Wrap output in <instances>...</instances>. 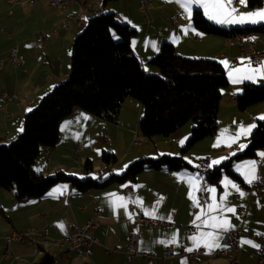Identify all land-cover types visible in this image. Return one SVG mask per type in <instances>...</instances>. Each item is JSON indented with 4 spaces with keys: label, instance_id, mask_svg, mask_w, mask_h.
<instances>
[{
    "label": "crops",
    "instance_id": "crops-1",
    "mask_svg": "<svg viewBox=\"0 0 264 264\" xmlns=\"http://www.w3.org/2000/svg\"><path fill=\"white\" fill-rule=\"evenodd\" d=\"M94 1L102 5L104 12H112L116 20L135 29L130 46L147 72L155 71L149 61L164 41H170L179 54L215 58L221 62L228 82L222 88L217 131L182 154L181 147L193 126L191 121L169 136L146 139L140 136L138 128L143 109L132 97L122 102L115 122L104 121L74 107L60 123L56 146L41 148L33 165L36 171L45 175L62 171L79 179H96L97 173L107 167L109 170L98 180L104 183L111 175H120L131 162L143 157L182 155L190 166L177 170L166 167L144 169L132 179H114L84 190H78L66 182L58 183L42 197L24 201L17 200L12 190L0 188V264H33L45 255L52 258L51 264H181L182 261L189 264V259L180 251L192 247L189 237L214 231L202 223L205 219L212 223L211 217L218 220L227 218L233 225L229 231L244 230L248 234L260 233V236H264V194L259 196L258 191L252 188L256 181L264 183V161L259 155L264 150H258L254 157L233 162L232 168L239 178L223 174L215 184L200 178L195 170L198 163L207 168L213 167L217 165L212 163L214 160L222 162L243 150L245 147L241 149V144L247 145L255 127L235 142H232V138L241 127L256 126L257 121L262 120L259 117L264 115V102L239 109L235 99L230 96H237L244 83H258L262 79L264 71L251 72L248 69L264 67V57L254 59L239 56L237 45H226L223 36L196 28L192 22L194 9L198 8L204 14V9L196 5L192 6L189 19L176 3L153 0V7L147 12L146 19L139 8L140 0H65L63 5H51L49 0H14L13 3L0 0V144L14 140L22 130L25 114L37 105L44 94L68 77L73 40L94 15L85 11L84 7ZM231 7L237 9L236 14L258 11L264 9V0L256 8L232 0ZM70 15H79L80 19L70 20ZM67 21L68 26H63ZM218 25L227 28L240 26ZM254 36L257 39L256 47L264 52V35L255 33ZM153 43L155 48L152 47ZM14 44L18 45V54L23 58V64L18 68L7 61L9 49ZM232 57H237L238 62L230 64ZM222 61H227V65ZM238 68L241 69L239 73L234 71ZM245 75L252 76V79L232 82L233 77L242 78ZM135 140L139 144L134 143ZM102 151L111 152L116 162L106 166L101 160ZM87 160L92 164L89 172L84 169ZM249 161L257 162L258 179L251 184L246 183L242 175L247 171L244 165ZM225 180L236 184L244 195L241 196L231 184L225 187ZM128 185L134 191L131 195L124 191ZM225 192L229 194L222 207L215 209V204H220ZM191 197H195L199 206L193 203ZM118 198H123L124 207L120 206ZM129 204L134 207L130 208ZM209 205H213L215 210H210ZM96 207L100 208L98 214H95ZM227 207L234 208L235 212L225 211ZM137 212L157 221L167 220L170 224L165 227L155 224L152 228L136 225L133 216ZM197 215L201 216V220L193 223ZM89 218L97 221L96 228L90 233L96 243L81 245L76 249L57 244L58 239L82 227ZM197 224L200 228H197ZM59 225H63L64 230ZM27 229H33L35 234L27 237L25 245L16 241L7 243L4 239V235L12 230ZM132 230L139 234V250L153 256H131L127 253V233ZM224 233L220 232L221 247ZM174 234L177 243L167 246L160 243L171 240ZM241 239L257 244L247 235ZM165 247H170L173 257L161 256ZM240 247L234 264H259L252 255L257 247L242 245L241 242ZM200 248H203L204 254L197 257L195 264H228L225 257L214 255L219 248L212 251L203 246Z\"/></svg>",
    "mask_w": 264,
    "mask_h": 264
},
{
    "label": "trees",
    "instance_id": "trees-1",
    "mask_svg": "<svg viewBox=\"0 0 264 264\" xmlns=\"http://www.w3.org/2000/svg\"><path fill=\"white\" fill-rule=\"evenodd\" d=\"M261 5L262 0H247L249 8ZM192 22L203 32L223 37L237 32L264 31V22L229 28L220 26L198 8L193 11ZM134 33L132 26L116 20L112 12L103 11L88 19L73 40L68 77L25 114L22 130L14 140L0 144V188L12 190L17 200L24 201L42 197L58 183L66 182L84 190L114 179H132L144 169L177 170L187 166L182 155L143 157L131 162L120 175H111L104 183L91 177L79 179L62 171L54 176L36 171L33 165L41 148L56 146L60 123L74 107L104 121L115 122L122 102L132 97L142 106L138 128L146 139L169 136L191 121L193 126L181 147L182 154L216 133L222 88L228 82L221 62L215 58L179 54L170 41H164L149 61L155 71L147 72L130 46ZM235 101L239 109L264 101V83H244ZM258 150H264V120L257 121L243 150L208 168L206 180L217 184L222 174L239 178L232 168L233 162L254 157ZM101 160L108 166L116 162V157L102 151ZM91 165L90 160L85 161L86 172L92 170ZM51 262L52 258L45 255L33 264Z\"/></svg>",
    "mask_w": 264,
    "mask_h": 264
},
{
    "label": "built area",
    "instance_id": "built-area-1",
    "mask_svg": "<svg viewBox=\"0 0 264 264\" xmlns=\"http://www.w3.org/2000/svg\"><path fill=\"white\" fill-rule=\"evenodd\" d=\"M34 0H30V2H33ZM65 0H49V3L51 5H63ZM8 2H14V0H8ZM153 0H140L139 8L144 14V17L147 19V12L152 9L153 7ZM85 11H90L94 15H99V11H103L102 5L100 3L94 1L91 3H88L84 7ZM69 19H77L79 20V15L77 16H69ZM172 20L175 22L176 19L172 18ZM69 21L65 22L63 26H68ZM226 45H237L239 48V54L244 56H249L254 59H261L264 57V52L260 51L256 48L257 39L254 36V33L251 32H238L234 33L232 35H228L224 38ZM7 61L10 62L14 67L18 68L23 64V58L18 54V48L17 46H11L9 49V56L7 58ZM230 64H234L237 62V57H232L229 59ZM2 61H0V64ZM264 77V75H263ZM261 81H264V78L261 79ZM106 141H108L107 138H105ZM134 143L139 144V141L135 140ZM109 170L107 167L102 171L98 172L96 175L97 179H101L103 175L105 174V171ZM253 189H256L258 191L259 196H263L264 194V183L261 181H256L253 186ZM124 191H126L128 194H133V188L131 185H128L124 188ZM205 198H207V195H204ZM130 208H133L134 206L132 204H129ZM100 212V208H95V214H98ZM134 223L136 225H142L147 228H152L155 224H159L163 227L168 226L170 223L167 220L160 219L156 220L154 218L145 216L144 214L137 212L133 216ZM97 221L94 218H89L88 221L80 228H75L73 232L70 235H66L60 239H58L57 244L58 245H66L70 249H76L80 247L81 245H88L90 243H96V239L90 236V233L96 228ZM192 228V227H190ZM35 231L33 229H27L26 231H16L12 230L8 234L4 235V239L7 243H10L12 241L18 242L20 245H25L27 242V237L30 235H34ZM247 235L248 238L254 240L257 242V245L260 247L257 248V252L253 253L258 261V263L264 264V236L257 235L255 233H246L244 230H237V231H228L225 232L223 235V244L224 247L218 250L214 251V255H229L231 253H237L240 250V241L242 236ZM225 245H227L225 247ZM114 249L110 250L113 251ZM127 253L131 256H144V257H150L153 256L152 253H145L141 252L139 250V234L136 230L129 231L127 233ZM181 255L186 256L189 259V264H195L197 261V257L199 255L204 254L203 248L196 249L194 251H186L185 249H181L180 251ZM161 256L166 258L173 257V253L170 249V247H165L162 250ZM230 262H233V257H229Z\"/></svg>",
    "mask_w": 264,
    "mask_h": 264
},
{
    "label": "snow or ice",
    "instance_id": "snow-or-ice-1",
    "mask_svg": "<svg viewBox=\"0 0 264 264\" xmlns=\"http://www.w3.org/2000/svg\"><path fill=\"white\" fill-rule=\"evenodd\" d=\"M169 3H176L186 14L187 18H191L192 15V6L196 5L197 7L203 8L204 9V15L212 21H215L217 24H257L264 22V9H260L258 11H252L248 13H237V9L231 7L232 0H167ZM239 3L242 5L247 6V0H239ZM153 48L156 47V45L153 43L152 45ZM225 65H227V61H222ZM147 70V69H145ZM235 72L239 73L241 72V69H235ZM248 71L251 72H262L264 71V67L261 68H256V69H251L249 68ZM231 76V73H230ZM264 78V77H261ZM238 79H252V76L250 75H245L242 78H237L233 77L232 82L237 83ZM255 82V80H253ZM86 118V117H85ZM259 119L264 120V115L260 116ZM255 127V125H250L248 127H241L239 131L237 132L236 136L232 138V142H235L236 139H239L241 135H247L248 133L251 132V129ZM183 143V141H181ZM245 145L241 144L240 148L243 149ZM259 155L262 158V161H264V152L259 153ZM220 161L219 160H214L212 163L213 164H218ZM256 161H249L244 165V168L247 170L242 173L244 176L245 182L251 184L254 180L258 179L256 176ZM225 187H227L229 184H231L232 188H234L241 196L244 195L243 192H240L239 187L232 183L231 181L225 180ZM208 191H214V189H208ZM229 193L225 192V195L220 198V204H215V209H219L222 207L224 200L226 199L227 195ZM193 199V203L196 206H199L198 201H196L195 197H191ZM121 201V207H124V202L123 198H118ZM210 210H215L213 205L208 206ZM225 211L229 213H234L235 209L231 207H227L224 209ZM146 215H149V213L145 212ZM212 223H209V219H205L202 221V223L205 226H209L214 231H209V232H200L198 235H193L189 237V239L192 240V247L187 248L186 251H194L196 249H199L201 246L206 248L208 251H212L215 248H220L221 244L219 243V240L221 238L220 232H228L233 228V225L228 221L227 218L220 219L218 220L217 217H211L210 218ZM201 216L197 215L195 218V221L193 223H196V221H200ZM197 228H200V225H196ZM61 230H64L63 225H59ZM257 235H261L260 233H257ZM241 244H249L252 247H260L257 244H254L250 240L246 239H241ZM160 243H164L165 246L167 244H175L177 243V236L174 234L172 236V239L165 242V241H160ZM227 245H225L226 247ZM181 264H186L185 261H182Z\"/></svg>",
    "mask_w": 264,
    "mask_h": 264
},
{
    "label": "bare ground",
    "instance_id": "bare-ground-1",
    "mask_svg": "<svg viewBox=\"0 0 264 264\" xmlns=\"http://www.w3.org/2000/svg\"><path fill=\"white\" fill-rule=\"evenodd\" d=\"M103 13V11H99V15L100 14H102ZM238 47V46H237ZM238 50H239V48H238ZM239 56H244V55H240L239 54ZM246 57H249V56H246ZM237 62H238V58H237ZM236 62V63H237ZM264 81H259L258 83H263ZM236 97L237 96H234V95H231L230 96V98L231 99H235L236 100ZM186 162V161H185ZM187 163V162H186ZM187 166H190L188 163H187ZM184 167H186V166H184ZM195 170H196V172H197V175L200 177V178H202V179H206V175H207V170H208V168L205 166V165H203V164H201V163H198L196 166H195ZM99 172H102V171H99ZM223 175V174H222ZM97 179V178H96ZM97 180H100V179H97ZM224 247V244H223V237H222V247L221 248H223ZM221 248H219V249H221ZM216 250H218V249H216ZM241 251V247H240V250L237 252V253H231V254H229V255H227V256H225V255H216V256H222V257H225L226 259H227V261H228V264H234V262H235V258H236V255L239 253ZM230 256H232L233 257V262L231 263L230 262V260H229V257Z\"/></svg>",
    "mask_w": 264,
    "mask_h": 264
},
{
    "label": "rangeland",
    "instance_id": "rangeland-1",
    "mask_svg": "<svg viewBox=\"0 0 264 264\" xmlns=\"http://www.w3.org/2000/svg\"><path fill=\"white\" fill-rule=\"evenodd\" d=\"M256 8V7H255ZM240 26H245V25H240ZM235 27V26H234ZM238 33V32H237ZM255 34V33H254ZM258 35H264V31H262V32H258L257 33ZM225 38V37H224ZM257 44V43H256ZM14 46H17V48H18V45L17 44H14ZM257 48V47H256ZM258 49V48H257ZM258 50H260V49H258ZM260 51H262V50H260ZM264 83V82H263ZM264 102V101H263ZM186 123H188V122H186ZM185 123V124H186ZM140 136H141V134H140ZM143 137V136H142ZM98 157H100V153L98 154ZM101 161V160H100ZM102 162V161H101ZM52 176H54V175H52ZM256 190V189H255ZM235 197L236 198H238L239 197V195H235ZM256 252H257V249H256ZM255 252V253H256ZM260 264H262V263H260Z\"/></svg>",
    "mask_w": 264,
    "mask_h": 264
}]
</instances>
